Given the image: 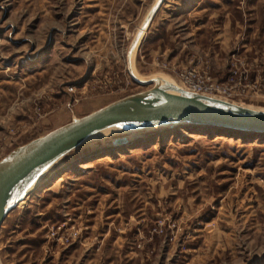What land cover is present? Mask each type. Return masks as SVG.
<instances>
[{"label":"rangeland","instance_id":"obj_1","mask_svg":"<svg viewBox=\"0 0 264 264\" xmlns=\"http://www.w3.org/2000/svg\"><path fill=\"white\" fill-rule=\"evenodd\" d=\"M155 1L0 0V159L149 88L126 55ZM133 67L264 110V0H164ZM0 264H264V134L93 136L5 216Z\"/></svg>","mask_w":264,"mask_h":264},{"label":"water","instance_id":"obj_2","mask_svg":"<svg viewBox=\"0 0 264 264\" xmlns=\"http://www.w3.org/2000/svg\"><path fill=\"white\" fill-rule=\"evenodd\" d=\"M164 0H156L133 37L126 55L127 72L146 90L126 95L74 118L42 136L10 150L0 159V226L56 160L106 128L120 132L157 127L194 126L241 134H264V110L187 90L161 76L135 73L133 56ZM126 138L115 139V143Z\"/></svg>","mask_w":264,"mask_h":264},{"label":"built area","instance_id":"obj_3","mask_svg":"<svg viewBox=\"0 0 264 264\" xmlns=\"http://www.w3.org/2000/svg\"><path fill=\"white\" fill-rule=\"evenodd\" d=\"M183 82L185 84V89L205 95L210 94L213 90H218V87L215 86L213 83H208L203 80H199L196 78V75L192 73L187 74V76L184 77ZM56 233V231H53L52 235H55ZM61 238L64 237L62 236Z\"/></svg>","mask_w":264,"mask_h":264},{"label":"bare ground","instance_id":"obj_4","mask_svg":"<svg viewBox=\"0 0 264 264\" xmlns=\"http://www.w3.org/2000/svg\"><path fill=\"white\" fill-rule=\"evenodd\" d=\"M136 73V72H135ZM137 74V73H136ZM138 75V74H137ZM139 76V75H138ZM161 77H163V76H161ZM164 78V77H163ZM166 79V78H165ZM168 80V79H167ZM169 81H171V80H169ZM171 82H173V81H171ZM174 83V82H173ZM176 84V83H175ZM184 88V87H183ZM260 110H263V109H260ZM120 131L119 130H117V129H115V128H106V129H103V130H101V131H99L98 133H96V134H94V135H92L91 137H93V136H102V135H106V134H112V133H119ZM91 137H89V138H91ZM88 138V139H89ZM24 199H22L20 202H22ZM20 202H18V204L20 203Z\"/></svg>","mask_w":264,"mask_h":264},{"label":"trees","instance_id":"obj_5","mask_svg":"<svg viewBox=\"0 0 264 264\" xmlns=\"http://www.w3.org/2000/svg\"><path fill=\"white\" fill-rule=\"evenodd\" d=\"M208 129H211V130H214V131H217V132H224V131L226 132V130H222V129H216V128H208ZM233 133H235L237 135H243L241 133H236V132H233ZM260 135H262V134H258L256 136H260Z\"/></svg>","mask_w":264,"mask_h":264},{"label":"crops","instance_id":"obj_6","mask_svg":"<svg viewBox=\"0 0 264 264\" xmlns=\"http://www.w3.org/2000/svg\"><path fill=\"white\" fill-rule=\"evenodd\" d=\"M158 10H159V9H158ZM158 10H157V11H158ZM156 13H157V12H156ZM156 13H155V15H156ZM155 15H154V17H155ZM154 17H153V19L151 20L150 25H151L152 21L154 20ZM150 25H149V26H150ZM149 26H148V27H149ZM147 29H148V28H147Z\"/></svg>","mask_w":264,"mask_h":264}]
</instances>
